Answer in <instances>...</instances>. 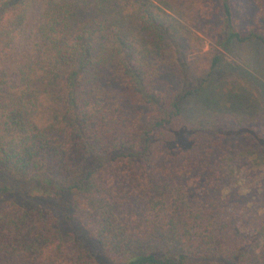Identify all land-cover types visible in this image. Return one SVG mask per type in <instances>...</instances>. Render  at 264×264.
<instances>
[{
	"label": "trees",
	"instance_id": "obj_1",
	"mask_svg": "<svg viewBox=\"0 0 264 264\" xmlns=\"http://www.w3.org/2000/svg\"><path fill=\"white\" fill-rule=\"evenodd\" d=\"M166 1L0 0V171L48 204L0 190V264H264V84L219 49L188 61L168 12L226 50L264 45V0L244 32L232 0ZM202 94L216 113L194 122Z\"/></svg>",
	"mask_w": 264,
	"mask_h": 264
},
{
	"label": "rangeland",
	"instance_id": "obj_2",
	"mask_svg": "<svg viewBox=\"0 0 264 264\" xmlns=\"http://www.w3.org/2000/svg\"><path fill=\"white\" fill-rule=\"evenodd\" d=\"M144 3L154 4L162 8L163 10L168 7V2L166 0H139ZM254 0H232V10L234 13L235 22L238 25V28L242 32L245 31L246 27L249 26L252 23L253 18L255 17L257 11L253 4ZM215 4L217 6L220 5L219 0H214ZM181 8L183 7V3L180 2ZM179 5V6H180ZM170 9V8H169ZM172 10V9H170ZM172 17H175L178 21V23L183 26L185 31L187 32L188 40L186 46L187 50V60L190 62H193L194 64L199 61L206 62L210 64V55H212L215 50L219 49V52L221 56L224 57V63L226 65H230L233 67L232 73H234V76L237 74H242L241 70H245L244 74H242V79H251V77H256V80L262 81V84H264V45L258 44L257 42L253 41L250 43H247L245 45H240L237 43H233L230 48L224 50L220 49L219 47L214 46V44L210 41V39L204 35L200 30L194 28L191 26L187 20L186 16L182 12V15H178L177 13L168 11ZM176 12V11H175ZM184 15V16H183ZM221 23V20H217L215 24ZM201 61V62H202ZM204 63V64H206ZM206 66V65H205ZM227 67V66H225ZM230 68V67H229ZM234 70V71H233ZM239 72V73H238ZM222 76V78H220ZM219 80H224L225 76L223 74H220ZM238 80H241L240 76H236ZM163 79L165 82L169 83H176V81L173 80L172 74L167 73L166 71L163 74ZM106 86L110 92H112V98L116 99L115 102H120L126 112L128 114H132L131 116H137L142 113H147V110L142 109L141 107L134 105L124 90L123 85L120 84V81L115 77L112 76L110 73H107V81ZM206 94V93H205ZM205 94H202V96L198 95L195 99L191 100L187 104V109L189 112L192 113V118L194 122L198 120L199 121H206L209 119V117L215 115L213 113L215 112V109H213V105H206L205 104ZM211 98L218 100L217 95L211 94ZM222 105H227L226 103H222ZM237 178H239L238 186L242 188H246L247 190L252 186V178L253 176L248 171H241ZM8 186L11 189L14 188V190L11 192V198L15 201L23 202L26 206L34 207L35 205H41V206H48L46 201H38V195L37 196H25L22 193L25 192H31V189L28 191V189L24 187H17L15 188V185H13L6 176L2 174L0 171V190ZM23 190H26L23 192ZM245 192H248V191ZM43 198V197H41ZM11 200L9 196H5L0 191V204L4 202V200ZM44 199V198H43ZM35 200L38 201L35 203ZM59 216H63L62 213H59ZM79 241L82 240L80 235L76 236ZM90 251L94 255L100 254L99 250L95 247V245L90 244L88 246Z\"/></svg>",
	"mask_w": 264,
	"mask_h": 264
}]
</instances>
